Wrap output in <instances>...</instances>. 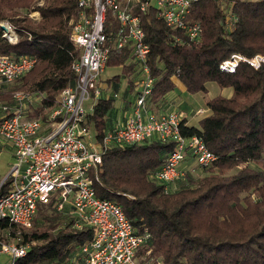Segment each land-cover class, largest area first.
Instances as JSON below:
<instances>
[{"label": "trees", "instance_id": "16d2710c", "mask_svg": "<svg viewBox=\"0 0 264 264\" xmlns=\"http://www.w3.org/2000/svg\"><path fill=\"white\" fill-rule=\"evenodd\" d=\"M34 11L39 13L36 23L29 19ZM77 15V0H0V21L10 22L17 33L16 42L9 43L0 30V55L34 58L23 77L2 85L1 103L12 104V93L22 89L39 98V108L28 113L43 112L45 117L76 79L71 66L80 49L70 35ZM186 20L199 24L195 44H187L182 32L166 26L153 7L140 13L154 78L149 99L151 104L159 102L175 88L174 79L191 94L206 93L210 82L231 88L229 97L207 98L201 114L180 124L182 136L199 137L216 159L197 178L186 171L170 191L150 174L164 163L174 143L150 139L111 147L102 155L96 195L119 204L133 225L149 232L137 252L141 264H264V61L258 68L241 62L233 72L219 68L232 54L264 56V0H197ZM117 28V19L108 11L107 67L121 66L120 75L107 79L115 89L120 78L134 72L130 49L115 45ZM175 35L182 41L176 42ZM129 83L133 88V79ZM113 101L99 99L85 118L97 140L110 127ZM6 188L3 182L0 194ZM60 215L49 205H39L30 228L0 221L1 239L29 243L15 264L68 262L92 239V229H73L68 217Z\"/></svg>", "mask_w": 264, "mask_h": 264}, {"label": "built area", "instance_id": "2783aa9c", "mask_svg": "<svg viewBox=\"0 0 264 264\" xmlns=\"http://www.w3.org/2000/svg\"><path fill=\"white\" fill-rule=\"evenodd\" d=\"M196 1L77 0L78 15L70 35L80 49L71 66L75 82L60 92L43 118L28 115L30 93L15 91L12 104L0 102V144L6 143L13 150V161L2 181L7 182V188L0 194V221L30 228L38 206L49 205L57 213L67 215L71 228L92 229V239L78 249L83 264H141L137 252L149 240V232L133 225L119 204L98 197L95 184L99 181L102 155L111 147L150 139L174 143L164 163L150 174L155 183L168 187L185 175L188 169L182 168L181 163L187 162V157L201 168L216 159L199 137L181 135L180 124L187 115L175 111L157 114L149 105L154 78L148 65L150 49L140 13L153 7L166 26L182 32L187 44H195L200 39L199 24L186 18ZM108 11L118 22L116 47H127L131 52L133 98L124 117L113 121L97 140L92 124H86L85 118L99 99L117 97V93H104L109 88L103 80L109 56L110 38L104 31ZM29 16L39 19L37 11ZM228 20L226 17L230 25ZM0 30L3 39L16 42V30L8 21H0ZM174 40L179 42L180 36L175 35ZM263 61L261 55L245 58L232 54L219 68L233 72L241 62L258 68ZM33 64L34 58L28 56L14 60L0 55V85L17 82ZM202 112L198 109L194 115ZM28 249L29 243L0 238V255L6 257L0 264H15ZM156 264L162 263L156 260Z\"/></svg>", "mask_w": 264, "mask_h": 264}, {"label": "crops", "instance_id": "0c3cea01", "mask_svg": "<svg viewBox=\"0 0 264 264\" xmlns=\"http://www.w3.org/2000/svg\"><path fill=\"white\" fill-rule=\"evenodd\" d=\"M107 68H106L107 71H109L111 74L109 77L107 76L106 78L103 76L104 82L109 84V88H106L104 93H106V94L117 93V97L113 98L114 101H113V109H112V114H111L112 115L111 123H112L116 119L123 118L125 113L127 111H129V109H130V105L132 103V98H133V94H132L133 88H131V86H130L131 83H129V81H130V79L131 80L133 79V75H131L129 78H126V79L123 78V81H121L122 79L120 78L119 81L125 82L124 87H126L125 89H122L123 93L120 95L119 89H118L120 82L117 83V89H118L117 90L114 88L115 85H113V81L107 82L108 81L107 79L111 80L114 76L120 75L121 74V66L107 67ZM174 83H175V88L172 91L168 92L164 96V98H162L159 102L149 104L150 109L152 111L154 109L155 113H157V114L170 112V111L176 109V112H181V113L187 115L189 117L188 118L189 120L190 119H191V121L194 120L196 118V115H194V112L197 109H203V108L191 109L189 104L184 102V100H181V94L184 91L183 85L175 79H174ZM2 85L4 86V84H1L0 88L2 87ZM7 86H9V85H6L5 87H7ZM231 93H232V90L229 91L228 95L225 97H229L231 95ZM219 95H221V94H219ZM38 99H39L38 97L32 96V100L30 102L31 106L29 105V108H32V109L33 108H35V109L39 108ZM0 116H1V111H0ZM12 161H13V150H12L11 146L6 144V143H1L0 144V185H1L4 177L8 173ZM181 167H184V164L181 165ZM182 178H179L178 180H176L175 184L178 185V183L180 182V180Z\"/></svg>", "mask_w": 264, "mask_h": 264}, {"label": "rangeland", "instance_id": "374dc122", "mask_svg": "<svg viewBox=\"0 0 264 264\" xmlns=\"http://www.w3.org/2000/svg\"><path fill=\"white\" fill-rule=\"evenodd\" d=\"M37 17H38V14H37ZM29 19H31L34 23H36L37 22V19L38 18H34V17H30L29 16ZM10 23V22H9ZM11 24V23H10ZM12 25V24H11ZM13 26V25H12ZM14 27V26H13ZM15 35H16V38H17V33H16V31H15ZM108 69V68H107ZM107 69H105V72L103 73V76L106 78L107 76L109 77L110 76V72L109 71H107ZM110 70V69H109ZM119 70V69H118ZM121 81H123V78H122V80ZM120 82V81H119ZM125 82H120V85L118 86V89H119V93H120V95L123 93V90L122 89H125L126 87H124L125 86V84H124ZM117 89V90H118ZM24 91V92H27L28 93V91H25V90H20V89H16L15 91ZM14 91V92H15ZM229 91H231V89L230 88H220L216 83H214V82H210V83H208L207 84V92L206 93H202V92H198V93H193V94H191V93H188V92H186L185 90L182 92V94H181V100H184V102H186L187 104H189V106H190V108L191 109H197V108H205V105H204V103H205V100L207 99V98H211V97H214V96H216V95H219V94H221V95H223V96H227L228 95V93H229ZM13 94V93H12ZM116 101V100H115ZM180 101V100H179ZM86 105V107H88V103H86L85 104ZM30 110H33L32 108H29V113H31L30 112ZM179 110V109H178ZM172 111H175L176 112V109L175 110H172ZM153 112H155L154 111V109H153ZM28 113V115L30 116V117H42L43 118V112L41 113V115H39V116H34V115H30ZM184 164V169H188L187 171H190V175L193 177V178H197V177H199L201 174H203V169L201 168V167H199L196 163H194V162H192L190 159L188 160V162L186 163V162H184V163H181V165H183ZM183 168V167H182ZM177 188V186H176V184L175 183H172L171 184V186L168 188L170 191H173V190H175ZM51 209H52V207H50ZM54 210V209H53ZM55 211V210H54ZM56 212V211H55ZM61 216V218H64V217H67V215H65V216H63V215H60ZM38 222H40V220H38ZM6 259V257L4 256V255H0V260H5ZM29 264H33V263H29ZM35 264H55V263H51V262H44L43 261V263H35ZM59 264V263H58ZM60 264H83V261H82V259H81V257H80V255H79V252L77 251V252H75V254H73V256L69 259V261L67 262H65V261H63V262H61Z\"/></svg>", "mask_w": 264, "mask_h": 264}, {"label": "water", "instance_id": "95a60500", "mask_svg": "<svg viewBox=\"0 0 264 264\" xmlns=\"http://www.w3.org/2000/svg\"><path fill=\"white\" fill-rule=\"evenodd\" d=\"M2 28V27H1Z\"/></svg>", "mask_w": 264, "mask_h": 264}]
</instances>
